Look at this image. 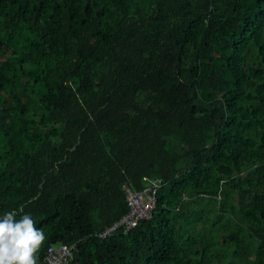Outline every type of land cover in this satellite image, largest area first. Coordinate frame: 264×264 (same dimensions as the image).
Here are the masks:
<instances>
[{"label":"trees","instance_id":"1","mask_svg":"<svg viewBox=\"0 0 264 264\" xmlns=\"http://www.w3.org/2000/svg\"><path fill=\"white\" fill-rule=\"evenodd\" d=\"M163 181L148 219L124 185ZM62 264H264V0H0V216Z\"/></svg>","mask_w":264,"mask_h":264},{"label":"clouds","instance_id":"2","mask_svg":"<svg viewBox=\"0 0 264 264\" xmlns=\"http://www.w3.org/2000/svg\"><path fill=\"white\" fill-rule=\"evenodd\" d=\"M46 240L30 213L17 218L15 211L0 216V264H38Z\"/></svg>","mask_w":264,"mask_h":264},{"label":"built area","instance_id":"3","mask_svg":"<svg viewBox=\"0 0 264 264\" xmlns=\"http://www.w3.org/2000/svg\"><path fill=\"white\" fill-rule=\"evenodd\" d=\"M163 181L160 177L148 180L146 186L140 189H133L124 185L128 211L116 222L105 227L96 233L98 237L112 235L119 228L123 231L134 227L140 220L148 219L152 216L156 206V193ZM72 246L60 245L57 248L50 247L47 252L48 264L66 263L72 256Z\"/></svg>","mask_w":264,"mask_h":264}]
</instances>
